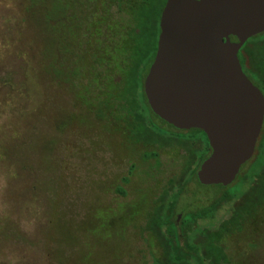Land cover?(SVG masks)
<instances>
[{
	"label": "rangeland",
	"instance_id": "374dc122",
	"mask_svg": "<svg viewBox=\"0 0 264 264\" xmlns=\"http://www.w3.org/2000/svg\"><path fill=\"white\" fill-rule=\"evenodd\" d=\"M135 1L0 0V264H264V141L218 198L188 182L182 137H138L161 129L133 67ZM262 46L244 55L264 92Z\"/></svg>",
	"mask_w": 264,
	"mask_h": 264
},
{
	"label": "water",
	"instance_id": "95a60500",
	"mask_svg": "<svg viewBox=\"0 0 264 264\" xmlns=\"http://www.w3.org/2000/svg\"><path fill=\"white\" fill-rule=\"evenodd\" d=\"M262 33L264 0H167L161 13L144 92L169 124L206 133L212 151L197 171L203 185L231 184L254 154L264 93L239 51Z\"/></svg>",
	"mask_w": 264,
	"mask_h": 264
},
{
	"label": "trees",
	"instance_id": "16d2710c",
	"mask_svg": "<svg viewBox=\"0 0 264 264\" xmlns=\"http://www.w3.org/2000/svg\"><path fill=\"white\" fill-rule=\"evenodd\" d=\"M133 1V0H132ZM167 0H137L134 3H136V16H135V23L136 27L133 29V50H134V65L136 71L139 69V63L143 60V68L140 71L142 74L139 78L140 80V87H141V95H142V101H144V105L147 107V110L149 112V116L151 121H153L156 125H158L161 129L160 132H151L149 130H146L144 133H147L148 135L146 137H140L142 140L147 138L151 145H155L157 143L166 142L167 144H170L172 141L177 139L179 136L182 137V140L175 145L178 149L184 152L183 157L189 161L191 164L196 163V171L192 173V177L189 179L188 182H195L197 186L199 187H213L217 188V197L221 198L223 196H226L227 191L229 190L230 186H224L222 184L220 185H210L206 186L203 185L197 177V171L200 168V165L202 162L209 156L212 149L209 144L208 137L206 133L201 129H178L175 126L169 124L162 118H160L158 115H156L153 110L151 109L146 94L144 92V80L148 73V70L150 68V65L152 64L156 51H157V45H158V37L160 34V18L161 13L163 11V8L165 6ZM264 42V33L259 34L257 36H254L250 38L242 47L241 51L239 52V57L241 60V63L243 65V69L246 72V74L252 79V81L256 83V81L251 76L250 69L246 68L245 64V55L244 50L247 49V46L249 43H262ZM258 53L256 52L255 56L258 55L257 62L262 61V55L264 59V47H259ZM243 51V52H242ZM262 53V55H261ZM138 80V78H137ZM259 86V85H258ZM260 87V86H259ZM160 123H158V121ZM135 134V138L139 133L142 131L137 130L135 128L132 130ZM155 133V134H154ZM160 133H168L170 136L169 139H165ZM134 138V139H135ZM139 140V139H136ZM169 140V141H168ZM171 141V142H170ZM144 142V140H143ZM217 197H215L212 202L210 203L211 207L215 205L217 202ZM212 209V208H210ZM204 209H199L192 213L195 217H199L200 213H203ZM178 219V218H177ZM177 220H175V225L177 226L178 231V240H179V249L183 253L187 254H193L194 252L189 250L186 247V244L184 242V236H183V228L182 225L184 223V218H182L179 225L176 224Z\"/></svg>",
	"mask_w": 264,
	"mask_h": 264
},
{
	"label": "flooded vegetation",
	"instance_id": "af4514ba",
	"mask_svg": "<svg viewBox=\"0 0 264 264\" xmlns=\"http://www.w3.org/2000/svg\"><path fill=\"white\" fill-rule=\"evenodd\" d=\"M256 36H257V35H256ZM232 39H233V40H237V38H235V37H232ZM241 49H242V48H241ZM241 49H240V51H241ZM261 90H262V89H261ZM262 91H263V90H262ZM263 93H264V92H263ZM263 141H264V121H263V125H262V130H261L260 136H259V138H258V140H257V143H256V147H255L254 154H253V156L250 158V160H248L244 165H242V167L240 168V171H239V173H238V175H237V178H238L239 175H241L243 169H244L249 163H250V165H249V168L247 169V172H248V170L250 169V166L253 165L254 163H256L257 159L259 158L258 155L260 154V148H261V146H262V144H263ZM252 162H254V163H252ZM247 172H245V174H246ZM219 185H220V184H219ZM222 185H223V184H222ZM177 221H178V223H176V224L179 225V223H180V216L178 217Z\"/></svg>",
	"mask_w": 264,
	"mask_h": 264
}]
</instances>
